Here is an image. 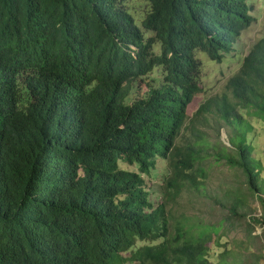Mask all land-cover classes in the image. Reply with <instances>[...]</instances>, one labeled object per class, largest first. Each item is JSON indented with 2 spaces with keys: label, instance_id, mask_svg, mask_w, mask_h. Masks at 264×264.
<instances>
[{
  "label": "trees",
  "instance_id": "obj_1",
  "mask_svg": "<svg viewBox=\"0 0 264 264\" xmlns=\"http://www.w3.org/2000/svg\"><path fill=\"white\" fill-rule=\"evenodd\" d=\"M143 1L141 31L124 0H0V264L264 258L241 242L218 243L226 223L247 219L249 198L262 214L246 226H264V178L245 118L264 121V28L225 92L189 117L203 92L196 53L224 63L254 22L249 0ZM158 68V85L143 83ZM135 84L146 91L132 98ZM211 125L228 129L230 147L207 139ZM221 165L240 182L210 196L209 175ZM151 172L161 178L153 193ZM184 194L227 216H173Z\"/></svg>",
  "mask_w": 264,
  "mask_h": 264
},
{
  "label": "rangeland",
  "instance_id": "obj_2",
  "mask_svg": "<svg viewBox=\"0 0 264 264\" xmlns=\"http://www.w3.org/2000/svg\"><path fill=\"white\" fill-rule=\"evenodd\" d=\"M126 3V8H128L129 13L134 19L136 26L142 29V19L144 16V6L143 0H124ZM249 5L251 7V15L254 18L253 24L239 37L237 44L234 47V51L226 56L225 62L222 64H215L210 61L207 56L202 52L196 53V58L202 64V79L200 86L202 87V93L195 96L193 102L189 105L187 110V115L192 117L198 106L203 103L204 100L214 96L215 94H220L225 92L226 82L231 77V75L238 69L240 60L246 55L249 48L259 39L263 33L264 28V0H249ZM145 35V33H144ZM153 51L156 54L160 53V46L157 44L153 47ZM160 68L155 69L149 76L144 80L146 81L154 80L152 85H158L160 81ZM142 83V82H141ZM146 91V87L139 84L134 85L132 91V98L142 95ZM246 120L252 125L253 131L250 132L252 144H253V154L256 160H258L262 167V177L264 178V121L258 120L254 117L245 116ZM221 125L219 134L214 132L211 126L207 129H203L206 133L207 139L211 143L220 141L227 147H230L228 143L227 128H222ZM182 134L187 137L189 135L188 129L183 131ZM219 136V138H217ZM121 169L128 171L137 172V168L134 166H128L126 164H119ZM163 164H159V168L162 169ZM153 179L144 176L147 182L148 188H151V193L157 191L158 183L160 182V175L157 172H151ZM239 179L234 174V171L228 166H218L210 173L207 188L208 194L210 196L223 197L220 190L229 189L235 187ZM240 182V181H239ZM234 191V189H233ZM152 197V201H158ZM244 207L241 208L242 211L247 213L249 216L247 219L241 222L231 221V224L226 223L224 231L225 236L220 238L218 241L219 246L224 248L231 247L234 243L241 242L239 246L241 248H249L252 253L262 252L264 256V238L261 237L264 226L260 224L253 225L251 222L250 226H246L248 223V218L261 219L262 209L260 203L254 198H249L245 201ZM172 214L175 217L180 215H185L187 217H199L206 222H216L217 220L227 216V212L224 209L219 208L212 204V202L205 198H197L184 194L171 208ZM251 235V236H249ZM214 238V237H213ZM211 254L216 255L218 252V247L214 242L210 244ZM127 255V254H126ZM255 257L253 258V261ZM258 264H264V258L258 261Z\"/></svg>",
  "mask_w": 264,
  "mask_h": 264
}]
</instances>
